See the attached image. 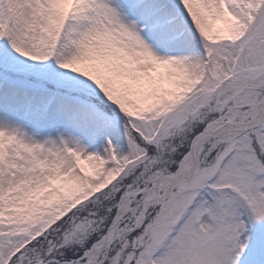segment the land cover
I'll return each mask as SVG.
<instances>
[{
	"label": "snow or ice",
	"instance_id": "snow-or-ice-1",
	"mask_svg": "<svg viewBox=\"0 0 264 264\" xmlns=\"http://www.w3.org/2000/svg\"><path fill=\"white\" fill-rule=\"evenodd\" d=\"M0 264H264V0H0Z\"/></svg>",
	"mask_w": 264,
	"mask_h": 264
}]
</instances>
